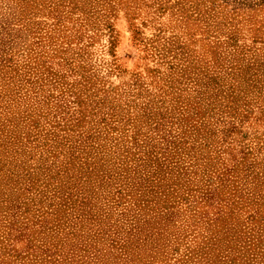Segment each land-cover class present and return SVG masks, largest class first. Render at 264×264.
<instances>
[{
  "label": "rangeland",
  "instance_id": "rangeland-1",
  "mask_svg": "<svg viewBox=\"0 0 264 264\" xmlns=\"http://www.w3.org/2000/svg\"><path fill=\"white\" fill-rule=\"evenodd\" d=\"M258 1L0 0V264H264Z\"/></svg>",
  "mask_w": 264,
  "mask_h": 264
},
{
  "label": "crops",
  "instance_id": "crops-1",
  "mask_svg": "<svg viewBox=\"0 0 264 264\" xmlns=\"http://www.w3.org/2000/svg\"><path fill=\"white\" fill-rule=\"evenodd\" d=\"M219 10V11H218ZM214 14L213 28L217 35H222L228 38H236L241 30V33L251 32L254 35H264V21L256 16H249L245 24L235 23V11L228 10V7L223 6ZM262 10V9H261ZM264 17V14H263Z\"/></svg>",
  "mask_w": 264,
  "mask_h": 264
},
{
  "label": "trees",
  "instance_id": "trees-1",
  "mask_svg": "<svg viewBox=\"0 0 264 264\" xmlns=\"http://www.w3.org/2000/svg\"><path fill=\"white\" fill-rule=\"evenodd\" d=\"M258 3L259 4L261 3V5H262V4H264V0H260V1H258ZM191 8H192V5L191 4L187 8L184 6L182 8V14H180V15H183L184 18H186L187 17V14H188L187 12L189 11V9L191 10ZM261 9H262V13L264 14V5L261 7ZM263 26H264V24H263ZM133 30H132V32H133ZM135 32L136 33H134V36H136V37H134V38L139 41L138 43L144 44L145 43V41H144L145 38L143 36H138L139 31H138V28L137 27H136ZM212 77H213V79L209 76V78L212 79V80H214L216 78V76H212Z\"/></svg>",
  "mask_w": 264,
  "mask_h": 264
}]
</instances>
